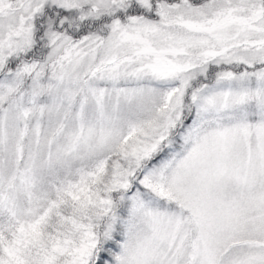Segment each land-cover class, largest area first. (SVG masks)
Returning <instances> with one entry per match:
<instances>
[{"label":"snow or ice","instance_id":"6c2138e0","mask_svg":"<svg viewBox=\"0 0 264 264\" xmlns=\"http://www.w3.org/2000/svg\"><path fill=\"white\" fill-rule=\"evenodd\" d=\"M0 264H264V0H0Z\"/></svg>","mask_w":264,"mask_h":264}]
</instances>
